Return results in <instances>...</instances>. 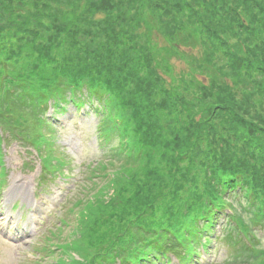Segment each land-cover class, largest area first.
<instances>
[{"label":"trees","instance_id":"obj_1","mask_svg":"<svg viewBox=\"0 0 264 264\" xmlns=\"http://www.w3.org/2000/svg\"><path fill=\"white\" fill-rule=\"evenodd\" d=\"M67 105L123 163L80 207L69 264H191L219 218L229 263L264 264V0H0V145L42 180Z\"/></svg>","mask_w":264,"mask_h":264},{"label":"rangeland","instance_id":"obj_2","mask_svg":"<svg viewBox=\"0 0 264 264\" xmlns=\"http://www.w3.org/2000/svg\"><path fill=\"white\" fill-rule=\"evenodd\" d=\"M175 65L177 71L183 67ZM86 108L83 106L78 113L67 105L63 113L53 117L49 152L62 163L59 172L45 174V180L41 179L43 172L35 152L26 154V149L14 142L0 145L5 167L0 183V264H67L74 257H68L63 248L77 230L80 207L123 164L121 158L108 153L110 147L118 148L119 139L114 134L101 137L98 115L88 112V108L86 113ZM26 162L30 168H25ZM241 216L248 221V215ZM223 223L224 219L219 218L207 251L191 264H230V248L221 238ZM260 246L264 248V239Z\"/></svg>","mask_w":264,"mask_h":264}]
</instances>
